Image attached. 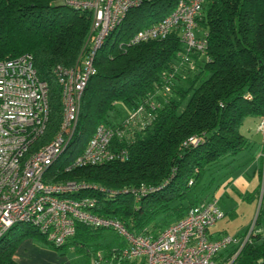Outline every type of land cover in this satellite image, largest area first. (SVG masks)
<instances>
[{"label":"trees","instance_id":"obj_1","mask_svg":"<svg viewBox=\"0 0 264 264\" xmlns=\"http://www.w3.org/2000/svg\"><path fill=\"white\" fill-rule=\"evenodd\" d=\"M57 1L0 0V59L30 53L48 86L49 116L36 145L49 140L61 120V86L52 68L72 65L83 55L91 23L90 12ZM177 1L140 0L104 38L83 91L77 128L45 175L46 180L88 183L69 195L93 196L95 212L152 236L205 199L195 189L206 170L247 146L244 121L264 115V0H205L196 30L205 35L207 46L203 55L191 53L192 69L180 63L183 43L176 30L163 38L128 42L136 30L170 13ZM167 82L171 88L164 95ZM153 99L159 105L150 110L147 102ZM118 101L128 108L143 104L151 113V120L137 125L129 137L114 140L126 157L67 169L99 123L122 124L109 119ZM190 135H198V143H185ZM141 182L153 188L136 197L131 189ZM101 228L79 223L75 233L57 245L33 224L13 223L0 235V264H18L13 253L26 237L56 248H81ZM123 245L114 239L85 250L90 256L101 253L97 264H142V259L123 257ZM232 264H264L262 206L250 240Z\"/></svg>","mask_w":264,"mask_h":264},{"label":"built area","instance_id":"obj_2","mask_svg":"<svg viewBox=\"0 0 264 264\" xmlns=\"http://www.w3.org/2000/svg\"><path fill=\"white\" fill-rule=\"evenodd\" d=\"M62 2L90 12L91 23L83 55L72 65L58 63L52 68L61 86L62 114L49 140L36 145L46 129L49 100L47 82L39 77L32 55L23 53L0 59V235L13 223L29 222L39 228L49 242L59 245L75 233L77 224L83 223L115 230L124 241L120 254L129 259H142V264H232L244 243L250 240L254 222L242 235L225 233L211 237L209 227L224 215L217 198L202 199L191 205L183 216L152 236L130 231L120 219L95 212L93 196L69 195L89 186L88 183L73 179L46 180L49 165L65 151L77 128L83 91L95 72L97 49L128 9L140 0ZM204 2L178 0L170 13L136 30L128 42L163 38L176 30L183 43V50L178 53L180 63L185 69L194 68L191 53L203 55L207 46L205 35L196 30V16ZM170 88L168 82L164 84L163 94ZM147 104L151 110L157 108L159 102L153 99ZM150 110L139 104L128 108V116L120 125L99 123L83 150L66 168L125 158L126 150L115 147L114 140L129 137L137 125L149 122L151 113L147 112ZM256 128L264 134V115ZM198 140V135H190L184 142L196 144ZM152 188L141 182L131 190L140 197ZM100 256L99 251L92 255L90 264H97Z\"/></svg>","mask_w":264,"mask_h":264},{"label":"crops","instance_id":"obj_3","mask_svg":"<svg viewBox=\"0 0 264 264\" xmlns=\"http://www.w3.org/2000/svg\"><path fill=\"white\" fill-rule=\"evenodd\" d=\"M248 118L241 127L248 140L247 146L209 166L204 174H207L208 179L200 195L205 199L217 198L224 215H235L240 204H245L250 210L254 209L255 213L253 212V218L248 216L233 228L217 224L223 215L209 227L211 237L225 233L242 235L254 222L259 207L264 208V134L256 128L260 117ZM256 134L261 137L257 139ZM44 242L35 237L24 238L13 253L14 260L18 264H72V260L78 262L74 259L77 256L72 255V252H60ZM87 259L89 263L83 261L78 264H90L91 256L88 255Z\"/></svg>","mask_w":264,"mask_h":264},{"label":"rangeland","instance_id":"obj_4","mask_svg":"<svg viewBox=\"0 0 264 264\" xmlns=\"http://www.w3.org/2000/svg\"><path fill=\"white\" fill-rule=\"evenodd\" d=\"M205 74L206 73H204L203 76ZM109 112H110L109 119L113 123L123 122L126 119V117L128 116V108L121 101H118L116 103V105L114 106V108L111 109ZM248 119L249 118L247 117L245 121H247ZM253 133H255V132L253 131ZM255 137L257 139H259L261 136L259 134H256ZM207 179H208V177H207V174H206L205 176H203V178L200 181V183L197 184L196 189H195V191L197 193L201 192L205 188L204 184L206 183ZM221 203H222V201H221ZM237 210H238L237 213L235 215H233L232 217L230 216V214H225L223 218L220 217L221 219L219 218L220 220L217 221V224L219 225V223H221V225H223L225 228L226 227H232L233 228L234 226L239 224L241 221L245 220L248 216L253 218V212L255 213L254 209L250 210L249 208H247L245 206V204H242V205L240 204V207ZM114 239H116L118 241L122 240L121 236L119 234H117V232L115 230H113L111 228H101L99 230L98 236H94V237L90 238L87 241V245L86 246L84 245L81 248H76L75 249L71 245L63 246L62 248H56L53 245H51L50 243H47V244L49 246H51L52 248L59 250L60 252H64V253H71L72 252V255H76L77 256V258H74V259H76L78 262H83L84 261V262L87 263L88 262L87 257L89 255V254L86 253V250H85L87 246H90L91 248H93L96 245L97 242H101V241L102 242H106L108 240H114ZM40 240H42V239H40ZM78 262H75L74 260H72V264H78Z\"/></svg>","mask_w":264,"mask_h":264},{"label":"water","instance_id":"obj_5","mask_svg":"<svg viewBox=\"0 0 264 264\" xmlns=\"http://www.w3.org/2000/svg\"><path fill=\"white\" fill-rule=\"evenodd\" d=\"M57 2H58L59 4H62V0H58Z\"/></svg>","mask_w":264,"mask_h":264}]
</instances>
